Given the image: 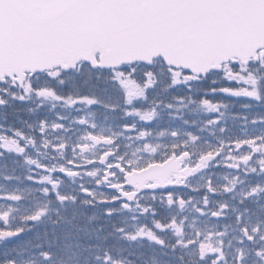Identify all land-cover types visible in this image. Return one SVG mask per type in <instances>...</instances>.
Listing matches in <instances>:
<instances>
[{"label":"snow or ice","instance_id":"1","mask_svg":"<svg viewBox=\"0 0 264 264\" xmlns=\"http://www.w3.org/2000/svg\"><path fill=\"white\" fill-rule=\"evenodd\" d=\"M0 264H264V0H0Z\"/></svg>","mask_w":264,"mask_h":264}]
</instances>
